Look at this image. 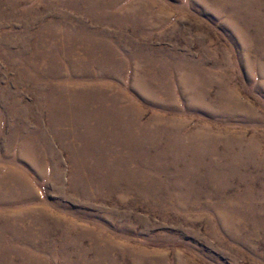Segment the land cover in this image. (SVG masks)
<instances>
[{"label": "rangeland", "instance_id": "1", "mask_svg": "<svg viewBox=\"0 0 264 264\" xmlns=\"http://www.w3.org/2000/svg\"><path fill=\"white\" fill-rule=\"evenodd\" d=\"M0 264H264V0H0Z\"/></svg>", "mask_w": 264, "mask_h": 264}]
</instances>
